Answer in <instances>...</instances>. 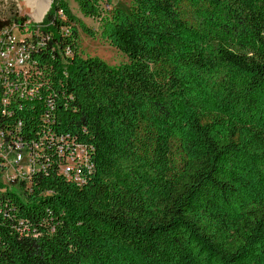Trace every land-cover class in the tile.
I'll list each match as a JSON object with an SVG mask.
<instances>
[{"label":"trees","instance_id":"1","mask_svg":"<svg viewBox=\"0 0 264 264\" xmlns=\"http://www.w3.org/2000/svg\"><path fill=\"white\" fill-rule=\"evenodd\" d=\"M52 0L0 127V264H264V0ZM35 146L36 149L34 148Z\"/></svg>","mask_w":264,"mask_h":264},{"label":"built area","instance_id":"2","mask_svg":"<svg viewBox=\"0 0 264 264\" xmlns=\"http://www.w3.org/2000/svg\"><path fill=\"white\" fill-rule=\"evenodd\" d=\"M38 25V24H37ZM30 34L21 33L18 26L12 23L0 28V109L6 112L9 96L14 95V77L24 74L32 66L30 61ZM37 146L34 148L36 149ZM23 154H27L28 174L35 166V154L24 149L20 144L10 146L6 135L0 127V159L7 167L14 166L16 172L22 171L21 162ZM20 175L19 177L23 176ZM17 177V176H16Z\"/></svg>","mask_w":264,"mask_h":264},{"label":"rangeland","instance_id":"3","mask_svg":"<svg viewBox=\"0 0 264 264\" xmlns=\"http://www.w3.org/2000/svg\"><path fill=\"white\" fill-rule=\"evenodd\" d=\"M43 1L44 0H0V19L7 20L12 18L14 15L26 16L29 18L31 23L41 24L42 19L38 21L35 18L33 11L34 7L37 4L43 3ZM67 2L74 15L83 20L87 26L97 31L96 38L94 39L85 35L82 31L79 32V44L83 55L97 56L109 65L126 61V57L123 54L99 38L98 24L92 19L83 17L73 0H67ZM111 2L121 8H127L129 4V0H111ZM20 164L22 167V171L20 172H16L14 166L8 168L7 172L1 179L2 187L19 192L18 189L14 187V183L16 181L15 177H19L20 175H23V171H27V154H23L22 162Z\"/></svg>","mask_w":264,"mask_h":264},{"label":"bare ground","instance_id":"4","mask_svg":"<svg viewBox=\"0 0 264 264\" xmlns=\"http://www.w3.org/2000/svg\"><path fill=\"white\" fill-rule=\"evenodd\" d=\"M51 0H44L43 3L41 4H37L34 7V16L35 18L40 21L41 19H43L44 15L46 14V12L48 11V8L50 6Z\"/></svg>","mask_w":264,"mask_h":264},{"label":"water","instance_id":"5","mask_svg":"<svg viewBox=\"0 0 264 264\" xmlns=\"http://www.w3.org/2000/svg\"><path fill=\"white\" fill-rule=\"evenodd\" d=\"M50 7V6H49ZM49 9V8H48Z\"/></svg>","mask_w":264,"mask_h":264}]
</instances>
